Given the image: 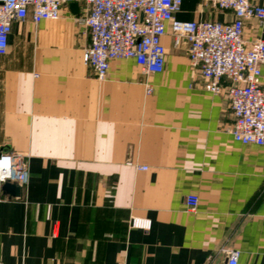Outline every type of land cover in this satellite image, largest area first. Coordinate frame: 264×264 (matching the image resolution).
Masks as SVG:
<instances>
[{
  "label": "crops",
  "instance_id": "crops-1",
  "mask_svg": "<svg viewBox=\"0 0 264 264\" xmlns=\"http://www.w3.org/2000/svg\"><path fill=\"white\" fill-rule=\"evenodd\" d=\"M79 5L15 22L0 54V154L23 153L29 168L21 197L0 184V264H227L229 249L264 264V146L233 138L227 94L205 88L170 28L162 72L117 59L98 79ZM175 17L234 15L182 0ZM244 36L264 38V21L246 19Z\"/></svg>",
  "mask_w": 264,
  "mask_h": 264
},
{
  "label": "built area",
  "instance_id": "built-area-1",
  "mask_svg": "<svg viewBox=\"0 0 264 264\" xmlns=\"http://www.w3.org/2000/svg\"><path fill=\"white\" fill-rule=\"evenodd\" d=\"M215 8L232 11L231 21L180 20L175 17L182 0H0V54H5L15 22L30 19L38 24L61 17L64 5L82 4L76 17L85 25L90 44L83 62L97 78H106L113 60L135 59L145 72H162L167 49L164 36L171 30L174 44L188 43V55L199 68L205 88L225 92L235 117L230 132L236 141L264 146V38L249 41L244 36L245 20L264 21V0H204ZM227 82V83H226ZM147 92L152 87L147 86ZM138 169L147 166L135 165ZM29 180L26 155L0 154V184ZM189 210L199 204L197 194L186 197ZM134 227L150 229L151 220L134 218ZM239 249L227 250V264H239Z\"/></svg>",
  "mask_w": 264,
  "mask_h": 264
},
{
  "label": "water",
  "instance_id": "water-1",
  "mask_svg": "<svg viewBox=\"0 0 264 264\" xmlns=\"http://www.w3.org/2000/svg\"><path fill=\"white\" fill-rule=\"evenodd\" d=\"M69 6L74 13H80V5L78 2H71ZM2 189L5 194L10 195L11 197H21L23 194V186L18 182L5 181L2 184Z\"/></svg>",
  "mask_w": 264,
  "mask_h": 264
}]
</instances>
